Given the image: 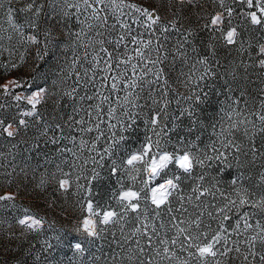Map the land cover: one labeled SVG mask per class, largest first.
<instances>
[{"label": "snow or ice", "instance_id": "6c2138e0", "mask_svg": "<svg viewBox=\"0 0 264 264\" xmlns=\"http://www.w3.org/2000/svg\"><path fill=\"white\" fill-rule=\"evenodd\" d=\"M0 264H264V0H0Z\"/></svg>", "mask_w": 264, "mask_h": 264}, {"label": "rangeland", "instance_id": "374dc122", "mask_svg": "<svg viewBox=\"0 0 264 264\" xmlns=\"http://www.w3.org/2000/svg\"><path fill=\"white\" fill-rule=\"evenodd\" d=\"M69 255H70V253H69Z\"/></svg>", "mask_w": 264, "mask_h": 264}]
</instances>
